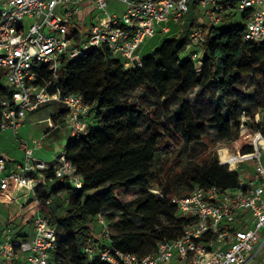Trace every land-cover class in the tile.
Instances as JSON below:
<instances>
[{"label": "trees", "instance_id": "1", "mask_svg": "<svg viewBox=\"0 0 264 264\" xmlns=\"http://www.w3.org/2000/svg\"><path fill=\"white\" fill-rule=\"evenodd\" d=\"M193 13L191 4L182 28L141 58V65L124 67L104 48L63 60L55 71L45 64L39 67L43 78L51 79L62 94L79 93L90 103L91 122L85 132L69 136L64 143V156L75 166L82 185L76 188L54 179L49 168L42 172L36 187L41 194L40 210L51 225H57L52 259L58 264H107L97 256L89 259L83 251L95 238L91 221L98 214L115 231L110 235L113 248L143 257L152 253L158 242L181 237L189 223L187 217L177 214L172 193L185 195L195 185H216L224 190L238 185V172L220 165L215 156L187 163L167 177L159 163L163 145L173 143L188 149L208 139L209 131L220 141L236 140L238 151L247 153L252 150L249 136L257 128L264 130V115L253 122L251 113L247 114L252 117L246 122L247 131L240 133L245 79L260 81L264 90V40L244 41L241 22L217 28L204 25L205 55L198 69L183 52L189 33L199 25ZM141 88L160 96L166 104L181 99L170 121L149 116L128 98ZM193 90L195 94L189 97ZM10 92L0 80V100ZM175 186L183 188L175 191ZM134 188L139 190L136 196ZM156 188L158 192L152 191ZM62 196L67 200L58 205ZM48 197L52 201L45 204ZM216 236L217 232H210L198 243Z\"/></svg>", "mask_w": 264, "mask_h": 264}, {"label": "built area", "instance_id": "2", "mask_svg": "<svg viewBox=\"0 0 264 264\" xmlns=\"http://www.w3.org/2000/svg\"><path fill=\"white\" fill-rule=\"evenodd\" d=\"M112 1L122 6L112 10ZM2 3L0 80L11 92L0 100V129L11 128L14 134L32 112L50 101L63 105L69 136L85 132L90 103L79 93L62 94L51 79L43 78L39 67L45 64L55 71L63 60L104 48L124 67L141 65L137 50L145 39L156 31L169 33L168 21L183 25L191 4L199 25L189 33L183 52L198 69L205 55L204 25L217 28L241 22L244 41L264 40V0H2ZM99 13L102 21L98 19ZM248 120H252L250 116L241 115L240 133L247 131ZM17 139L24 160L9 164L0 151V195L4 192L14 195L22 189L32 192L35 201L30 219L32 231L23 235L11 227L3 229L0 264H58L52 259L57 225H51L40 210L41 198L36 187L42 180V172L49 168L53 169L54 179L76 188L82 185V178L65 158L64 150L46 163L33 154L42 147L41 139H33L31 144ZM249 139L250 152H230L225 148L218 153L220 165L238 172L235 188L195 185L189 193L172 197L177 214L189 219L181 237L160 241L152 253L139 257L112 247L110 227L98 214L95 219L101 226V235L84 245V253L89 259L97 256L107 264H169L173 258L189 264H264V130L257 128ZM51 201L48 197L44 203ZM210 232H217V236L198 243Z\"/></svg>", "mask_w": 264, "mask_h": 264}, {"label": "rangeland", "instance_id": "3", "mask_svg": "<svg viewBox=\"0 0 264 264\" xmlns=\"http://www.w3.org/2000/svg\"><path fill=\"white\" fill-rule=\"evenodd\" d=\"M121 6L122 3L118 1H112L110 4V8L112 10ZM2 8L3 5L0 3V9ZM98 19L102 21V14L99 13ZM166 24L170 25V32L161 33L156 31L147 37L137 50V54L140 58H144L153 53L161 45L164 39L172 36V34L178 32L182 28V25L179 23L168 21ZM261 86L262 84L260 81L251 79L250 77L245 79L242 86L243 93L241 95V102L243 104V114L245 113V115H251V113H253V122H257L259 117L264 115V90H262ZM194 94L195 90L189 92V97ZM128 98L143 108L149 116L157 117L164 122L170 121L172 113L176 111V108L181 101L179 98L170 99L168 104H166L163 98L142 88L129 93ZM217 100L218 99H214L213 101L217 102ZM214 105L216 106L217 104L214 103ZM208 110L211 111L212 108L208 107ZM63 111L64 107L60 102L50 101L45 103L28 117L24 128L20 130V133L23 135L22 138L29 142V144H31L33 139H41L44 136L42 147L34 150V156L36 159L49 163L63 152L65 137L62 136L61 132H59L60 129L64 127V122L61 120ZM47 118L51 119L52 124L56 127H51V130H47ZM250 118L252 117L250 116ZM145 132V126L143 125L141 127V133L144 134ZM17 144V141L13 137L8 139L0 138V146L10 152L17 162H23V151L18 148ZM225 148L230 152H237L239 149V143L236 140L220 141L209 131L208 139L203 140L201 143H193L188 147V149H182L173 143L163 145L160 149L158 158L160 159V165L163 167V174L167 177V175L169 176L171 173H177L182 170L187 163V165H191V163L200 162L203 157L215 156L218 159L219 151ZM223 155H226V151L223 152ZM182 188L183 186L174 187L175 191H179ZM154 190L159 191L157 188ZM138 191L139 190L137 188H134L132 194L136 196ZM37 195L41 198V194L39 192H37ZM174 196L178 195L174 192L172 193V197ZM66 200L65 196L58 198V205L63 204ZM11 209L14 211L13 206L0 200V237L3 234L4 227L8 225L6 217ZM106 211L114 212L113 209H107ZM134 221L139 223L140 219L134 218ZM9 225L13 227L12 223ZM91 225L95 227V237H99L102 232L100 224L96 220H92ZM110 233L114 234V229L110 228Z\"/></svg>", "mask_w": 264, "mask_h": 264}, {"label": "crops", "instance_id": "4", "mask_svg": "<svg viewBox=\"0 0 264 264\" xmlns=\"http://www.w3.org/2000/svg\"><path fill=\"white\" fill-rule=\"evenodd\" d=\"M0 3L3 5L2 0H0ZM34 112H32V113H34ZM65 116H66V111L64 109L63 114L61 115V120L64 122V127L61 128L59 132L62 133V136H64L65 137L64 139L66 140L69 137L70 127L65 123ZM28 117H27V119H28ZM27 119L17 129V134H14V132L11 128H6L0 132V138L8 139L10 137H13L18 143L17 137H19V138L23 137V135L20 133V130L24 128ZM46 121L48 123L47 124L48 125L47 130H51L50 129L51 127H56L52 124L51 119L47 118ZM88 122H90V117L87 119V123ZM56 136H52V137H56ZM43 139H44V136L41 138V143H42ZM18 148H19V146H18ZM0 151L6 155L9 164H12L13 162H17L13 158L12 154H10V152L5 150L2 146H0ZM21 151H22V149H21ZM33 154H34V152H33ZM0 200L3 202L9 203V205L13 206V208H14V211L12 209H11V211L9 210V214H7V217H6V221H7L8 225H6L4 228L11 227L9 224L12 223L13 227H11V228L17 234L18 233L23 234V235L24 234H30L32 231L30 219H31L32 213L34 212V207H35V201H34V198L32 196V192L29 189H22L20 191H17L14 195H12L8 192H4L3 194L0 195ZM94 220H96V219H94ZM93 229L95 231L94 226H93ZM0 239H1V237H0ZM169 264H189V263L178 260L177 258H173Z\"/></svg>", "mask_w": 264, "mask_h": 264}]
</instances>
